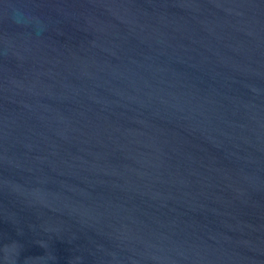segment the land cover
<instances>
[{
  "label": "water",
  "instance_id": "water-1",
  "mask_svg": "<svg viewBox=\"0 0 264 264\" xmlns=\"http://www.w3.org/2000/svg\"><path fill=\"white\" fill-rule=\"evenodd\" d=\"M0 264H264V0H0Z\"/></svg>",
  "mask_w": 264,
  "mask_h": 264
}]
</instances>
